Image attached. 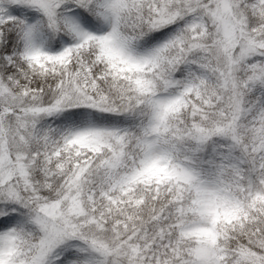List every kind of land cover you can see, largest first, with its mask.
I'll return each instance as SVG.
<instances>
[{"label": "trees", "instance_id": "16d2710c", "mask_svg": "<svg viewBox=\"0 0 264 264\" xmlns=\"http://www.w3.org/2000/svg\"><path fill=\"white\" fill-rule=\"evenodd\" d=\"M98 1L59 0L56 12L62 17L77 8L85 21L98 28L102 24L96 14ZM130 1L120 13L121 33L134 46H153L181 18L177 37L162 53L155 71L163 84L169 83L166 89L187 84L192 89L169 116V128L160 141L200 174L220 171L227 181L245 189L255 166L264 161V138L250 122L264 99L262 51L239 59L225 71L226 61L217 53L221 32L208 11L215 0ZM227 1L230 10L234 7L240 15L245 36L264 46V0ZM163 7L177 17L154 26L155 12ZM3 13L7 15L0 20V85L5 88L0 127L6 124L10 148L18 140L27 178L12 188L13 180L0 173V230L12 225L20 234L22 249L33 255L41 234L38 204L55 201L68 212L77 193L84 215H72L67 223L82 245L102 241L118 260L115 264H189L192 259L185 251L189 245L179 226L191 195L182 186L139 182L130 201L113 204L99 197L97 190L118 170L124 156L115 157L108 147L99 151L60 147L74 127L92 123L115 126L134 137L146 134L149 102L135 80L109 74L97 60L95 46L73 50L65 63L39 66L24 55L23 34L26 18L44 19L41 7L29 0H0V17ZM194 13L204 17L205 29L191 31L185 24L184 17ZM56 30V35H48L50 43L73 34L64 18ZM91 191L93 200L88 197ZM244 209L235 222L216 223L219 264H264V202H246Z\"/></svg>", "mask_w": 264, "mask_h": 264}, {"label": "rangeland", "instance_id": "374dc122", "mask_svg": "<svg viewBox=\"0 0 264 264\" xmlns=\"http://www.w3.org/2000/svg\"><path fill=\"white\" fill-rule=\"evenodd\" d=\"M29 1L35 2L44 12V19L35 15L25 21L24 55L29 60L43 68L52 67L65 63L69 54L77 48L95 46L98 49L96 58L105 64L109 74L121 79H134L149 102L150 122L146 134L134 137L118 127L92 123L74 127L60 147L75 145L92 151L108 147L115 153V157L124 156V162L118 170L97 190L99 197L107 198L113 204L130 201L131 192L139 182H174L182 186L191 195L190 204L185 209L186 218L179 226L181 236L186 237L189 245L185 250L192 259L189 264H219L216 223L220 219L228 223L235 222L243 216L246 202H264V161L255 166L248 186L243 189L227 181L220 171L212 176L200 174L191 162L176 159L169 145L160 141L161 134L169 128V116L178 110L186 100L185 93L192 89L188 84L166 89L169 83L163 84L155 71L162 53L177 37L181 18L174 21L175 27L163 39L153 43V46L140 48L121 33L120 13L128 8V0H99L96 14L102 24L98 28L88 20L85 21L77 8L66 11L60 17L56 12L59 0ZM233 8L231 11L227 0H215L214 5L208 6L215 29L221 32L217 53L226 61L225 71L227 67L229 70L236 65L239 59L253 53L262 51L264 57V46L256 40L252 41L250 36H245L240 15ZM155 13L154 26H161L177 17L166 7ZM5 15L3 13L0 20ZM63 18L73 32L72 36L61 37L59 41L50 43L48 35H56L57 23ZM184 20L191 31L206 27L204 17L198 13L188 15ZM44 27L50 30L47 32ZM4 90L0 85V100L4 98ZM260 105L250 122L256 127L259 136L264 138V99ZM6 130V124H2L0 133ZM7 133L0 135V173L13 180L12 184L9 183L12 188H18L27 178V169L18 140L13 141L10 148L9 138L5 137ZM79 195L76 193L72 197L68 212L61 211L55 201H41L38 204L37 222L41 234L35 243L38 250L33 255L22 249L20 234L12 225L1 229L0 264H115L118 260L110 255L111 251L102 241L90 240L82 245L74 239L76 233L67 222L72 215H84ZM93 196L91 191L88 197L93 200Z\"/></svg>", "mask_w": 264, "mask_h": 264}]
</instances>
